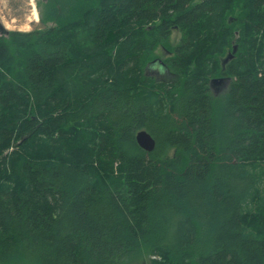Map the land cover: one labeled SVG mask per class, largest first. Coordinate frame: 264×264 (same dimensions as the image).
I'll return each mask as SVG.
<instances>
[{"label":"trees","instance_id":"1","mask_svg":"<svg viewBox=\"0 0 264 264\" xmlns=\"http://www.w3.org/2000/svg\"><path fill=\"white\" fill-rule=\"evenodd\" d=\"M41 4L0 35V264H264V0Z\"/></svg>","mask_w":264,"mask_h":264},{"label":"rangeland","instance_id":"2","mask_svg":"<svg viewBox=\"0 0 264 264\" xmlns=\"http://www.w3.org/2000/svg\"><path fill=\"white\" fill-rule=\"evenodd\" d=\"M41 1L43 0H0V20L4 27L9 31H31L40 28L39 11L42 9ZM38 13V19L33 17V8ZM51 24V22H48ZM178 34L173 32L170 42L174 44L177 41ZM155 55L158 58H164L167 55L163 49H156ZM153 61L147 68V72L157 76L161 75L160 60ZM224 84L217 86V91L223 89ZM215 87V86H214ZM127 264H145V262H128Z\"/></svg>","mask_w":264,"mask_h":264},{"label":"water","instance_id":"3","mask_svg":"<svg viewBox=\"0 0 264 264\" xmlns=\"http://www.w3.org/2000/svg\"><path fill=\"white\" fill-rule=\"evenodd\" d=\"M9 30H7L0 20V35L4 34L7 35ZM236 46L234 45L232 52H228L222 64L228 61L232 56L233 52L235 51ZM226 79L224 78H212L210 81L211 87H214L215 84H219L220 82H225ZM135 140L137 144L146 151H151L155 146V139L146 129H139L135 134Z\"/></svg>","mask_w":264,"mask_h":264},{"label":"bare ground","instance_id":"4","mask_svg":"<svg viewBox=\"0 0 264 264\" xmlns=\"http://www.w3.org/2000/svg\"><path fill=\"white\" fill-rule=\"evenodd\" d=\"M33 17H34V19H38V13H37L35 7L33 8Z\"/></svg>","mask_w":264,"mask_h":264}]
</instances>
